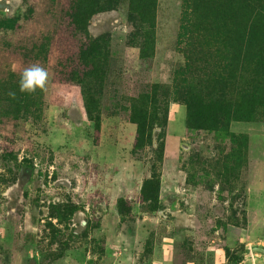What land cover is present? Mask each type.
Listing matches in <instances>:
<instances>
[{"label": "rangeland", "instance_id": "1", "mask_svg": "<svg viewBox=\"0 0 264 264\" xmlns=\"http://www.w3.org/2000/svg\"><path fill=\"white\" fill-rule=\"evenodd\" d=\"M74 1L0 0V264H264V0L113 3L87 24L101 82L68 79ZM32 64L46 90L21 93Z\"/></svg>", "mask_w": 264, "mask_h": 264}, {"label": "trees", "instance_id": "2", "mask_svg": "<svg viewBox=\"0 0 264 264\" xmlns=\"http://www.w3.org/2000/svg\"><path fill=\"white\" fill-rule=\"evenodd\" d=\"M119 1L121 0H75L71 5L68 15L72 31L70 37L75 39V37L78 36L82 41H84V44L81 46L78 53V62L79 65H81V67L83 68V70L71 71L70 73H68V79L70 82H85L88 81L89 78H91L90 81L93 80L94 82L102 81L103 70L104 68H106L108 60L107 42L104 38L91 39L87 33V24L93 15L99 13L101 10L110 7L111 5H113V3H118ZM250 6L251 5H249L248 3H245V7L247 9V16L240 24V27L238 29L239 34L235 37V40L236 38L238 40L237 45L241 47V49H239L240 52L242 51V49L249 50L251 44L255 42L256 32L253 30L256 25V20H252V10L255 9L252 6L250 8ZM139 8L140 7L135 6L133 10H138V15L140 16L141 20L145 21L147 29L151 28V30L153 31L155 18V13H153L154 8H143L142 10H140ZM257 13L254 15V19H256L258 15L259 22L262 24L260 30H262L263 32L264 14H261L260 9ZM141 23H143V21ZM231 43L233 44V42ZM145 48L149 49V52L150 50L153 52L152 46L145 45ZM261 48L262 46H259L256 47L255 50L258 51L261 50ZM159 93H162V89L154 87L151 90L149 97L143 96L141 98H138L136 101L141 105L144 101H147L150 96L156 97V95ZM201 107L202 108L199 109V112L197 114L202 119H206V117L208 116V113H205L203 108H205L206 110H210L211 113H217L221 110H226L225 108L221 107V104L218 101L214 102V104H204V106L202 105ZM205 122L208 124V126H213L216 123V121ZM151 184V182L146 183L145 189L147 190L149 185ZM156 184L157 182L153 183L152 187L155 188ZM148 191L150 192V190Z\"/></svg>", "mask_w": 264, "mask_h": 264}, {"label": "clouds", "instance_id": "3", "mask_svg": "<svg viewBox=\"0 0 264 264\" xmlns=\"http://www.w3.org/2000/svg\"><path fill=\"white\" fill-rule=\"evenodd\" d=\"M49 81V72L46 68L39 64H32L23 69L20 73L19 91L26 94H34L37 90L41 92L46 90ZM7 95L16 99L17 94L15 91H9Z\"/></svg>", "mask_w": 264, "mask_h": 264}, {"label": "crops", "instance_id": "4", "mask_svg": "<svg viewBox=\"0 0 264 264\" xmlns=\"http://www.w3.org/2000/svg\"><path fill=\"white\" fill-rule=\"evenodd\" d=\"M236 126V128H239V129H243L242 131H247L249 132L250 129H252V124H250V126L248 127H245L244 125L242 124H234ZM246 129V130H245ZM253 130V129H252Z\"/></svg>", "mask_w": 264, "mask_h": 264}, {"label": "water", "instance_id": "5", "mask_svg": "<svg viewBox=\"0 0 264 264\" xmlns=\"http://www.w3.org/2000/svg\"><path fill=\"white\" fill-rule=\"evenodd\" d=\"M253 251L264 254V249L263 248H260V247L253 248Z\"/></svg>", "mask_w": 264, "mask_h": 264}]
</instances>
